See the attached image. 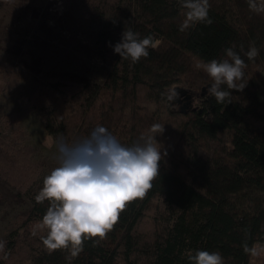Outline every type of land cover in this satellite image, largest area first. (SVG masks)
<instances>
[{
  "label": "trees",
  "instance_id": "16d2710c",
  "mask_svg": "<svg viewBox=\"0 0 264 264\" xmlns=\"http://www.w3.org/2000/svg\"><path fill=\"white\" fill-rule=\"evenodd\" d=\"M209 4L213 23L181 32L180 0H80L89 39L111 68L102 81L48 74L29 102L56 141L73 143L103 126L131 147L143 143L140 137L153 124L164 125L156 136L159 175L144 198L127 204L104 240H86L74 258L66 249L49 253L39 239L45 233H31L49 207L35 196L51 171L39 178V166L25 158L33 147L19 152L0 133V179L29 201L19 226L0 239V264H191L188 256L197 250L220 252L224 264H250L242 245L264 246V12L251 11L248 0ZM129 28L157 42L135 64L114 52ZM251 46L259 51L254 60L245 55ZM227 48L245 61L246 86L220 104L208 95L213 81L196 65L228 59ZM19 71V65L0 61V91L17 83ZM180 86L198 91L201 112L170 105L164 94Z\"/></svg>",
  "mask_w": 264,
  "mask_h": 264
},
{
  "label": "clouds",
  "instance_id": "9594fccd",
  "mask_svg": "<svg viewBox=\"0 0 264 264\" xmlns=\"http://www.w3.org/2000/svg\"><path fill=\"white\" fill-rule=\"evenodd\" d=\"M180 2L185 18L179 31L184 32L198 23H213L209 18V0ZM248 6L253 12H264V0H248ZM156 43L153 36L140 39L139 34L129 28L114 46V52L135 64L142 57L147 58L148 49L155 48ZM225 52L228 59H213L196 65L213 81L208 87V95L220 104L231 102V90L242 91L246 86L242 82L247 67L245 61L232 48ZM245 55L248 60H254L259 51L251 46ZM164 95L174 107L171 102L179 98L176 88L168 89ZM163 131L164 125L155 123L148 135L140 137L143 143L131 147L123 146L103 126H97L87 137L73 143L60 137L56 141L59 166L44 177L43 187L35 196L37 203L47 200L49 207L31 234L45 233L39 239L49 253L66 249L73 258L83 251L86 240H94V243L104 240L127 204L144 198L159 175L162 156L156 136ZM242 247L253 257L260 255L256 246L249 247L244 243ZM4 249L5 242L0 241V252ZM188 260L191 264H224L218 251L197 250L194 255L189 254Z\"/></svg>",
  "mask_w": 264,
  "mask_h": 264
},
{
  "label": "rangeland",
  "instance_id": "374dc122",
  "mask_svg": "<svg viewBox=\"0 0 264 264\" xmlns=\"http://www.w3.org/2000/svg\"><path fill=\"white\" fill-rule=\"evenodd\" d=\"M79 5L80 0H0V61L20 69L17 83L0 91V133L19 152L33 147L25 158L39 166V178L58 162L57 149L56 140L44 129L41 113L29 102L30 94L48 74L73 72L102 81L111 68L110 59L91 43V28ZM186 94L190 95L186 106L201 112L198 91ZM182 98L179 93L181 101L174 102L178 108L186 104ZM22 107L27 112L14 119ZM16 192L0 179V239L16 229L18 216L29 210L27 197L15 196ZM257 248L260 255L251 256L250 264L264 261V246Z\"/></svg>",
  "mask_w": 264,
  "mask_h": 264
},
{
  "label": "water",
  "instance_id": "95a60500",
  "mask_svg": "<svg viewBox=\"0 0 264 264\" xmlns=\"http://www.w3.org/2000/svg\"><path fill=\"white\" fill-rule=\"evenodd\" d=\"M205 88H203V92H204ZM176 91L180 93V95L182 96L183 95V98L184 100H186V104H184L183 106H181V109L182 107L184 108L186 105H189L190 104V95L189 94H186L187 92V89L186 88H182V87H176ZM174 101H181V99H176Z\"/></svg>",
  "mask_w": 264,
  "mask_h": 264
}]
</instances>
